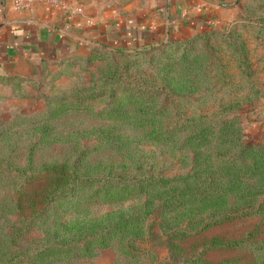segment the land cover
I'll return each mask as SVG.
<instances>
[{
	"label": "rangeland",
	"instance_id": "374dc122",
	"mask_svg": "<svg viewBox=\"0 0 264 264\" xmlns=\"http://www.w3.org/2000/svg\"><path fill=\"white\" fill-rule=\"evenodd\" d=\"M237 2L168 46L0 67V264H179L167 233L206 215L231 217L187 255L264 264V0Z\"/></svg>",
	"mask_w": 264,
	"mask_h": 264
},
{
	"label": "crops",
	"instance_id": "0c3cea01",
	"mask_svg": "<svg viewBox=\"0 0 264 264\" xmlns=\"http://www.w3.org/2000/svg\"><path fill=\"white\" fill-rule=\"evenodd\" d=\"M238 0H34L18 9L0 0V67L41 64L93 47L131 50L184 39L225 23Z\"/></svg>",
	"mask_w": 264,
	"mask_h": 264
},
{
	"label": "trees",
	"instance_id": "16d2710c",
	"mask_svg": "<svg viewBox=\"0 0 264 264\" xmlns=\"http://www.w3.org/2000/svg\"><path fill=\"white\" fill-rule=\"evenodd\" d=\"M209 31V30H208ZM199 34H203V32H200ZM185 39H169L168 41L165 42H159L156 44H149V45H145L141 48L139 47H135L131 50L126 49L125 47H112L109 50L111 51H116V52H127V53H138V52H144L145 50L148 49H154L155 47L158 46H168L171 43H175V42H181L184 41ZM241 145L243 146V148L245 149V147H249L250 145H245L243 142H241ZM262 149H264V147L262 146ZM255 168H258L261 166V164L258 166L257 163H255ZM87 174V173H86ZM86 174L82 177H80L79 180H88L86 177ZM69 176V175H67ZM51 185L53 184H59L58 183V179L53 178V180L50 182ZM230 186L232 184H229ZM238 187L242 188V189H246L247 188V184H243L242 182H239ZM60 188H63L62 186ZM221 191L219 193V198H223L224 197V190L222 187ZM50 193V191H48ZM174 195V193H170L169 196V201H172V196ZM49 196V194H48ZM52 197V196H51ZM120 215V214H119ZM212 215H206L203 216L201 218V220H199L196 223L202 222L200 223L199 226L195 227L194 229H180L178 230V232H174L175 230H177V228H173L171 229L172 231L170 233H167L169 236V248L171 253H173V251L175 250V253H178L179 255L183 254V257H180V261L179 264H219L220 262H222L224 259L222 258L221 260H214L210 257L206 256V252H208L209 250L218 247V246H223V245H230V242L228 241H222L221 239H219L218 237L213 236L212 238H210V241H207V243H205L203 245V247H201V250L199 251L200 254L198 253H191L190 255H187V253L189 252L187 249V242L189 241V239H191L192 236L196 235V234H200L203 233L205 231H207L211 226H213L214 224H218V223H222L223 220H225L226 218L229 217V215L225 218V217H211ZM231 217V216H230ZM229 217V218H230ZM146 217L145 215L139 211H134L130 214H122L120 216H118V218L115 219V222L112 223V226H110L107 230V234H110L109 237L111 238L112 236H114L116 233H118L119 229H127V227L129 228V226L131 224H136V225H140L141 221L145 220ZM72 240V239H71ZM149 240V239H146ZM136 241V239L134 238H130L128 239L126 242V248L128 249L127 251H129L131 253L132 257H136L138 256V252H137V248L132 247L133 242ZM178 262V261H177Z\"/></svg>",
	"mask_w": 264,
	"mask_h": 264
},
{
	"label": "built area",
	"instance_id": "2783aa9c",
	"mask_svg": "<svg viewBox=\"0 0 264 264\" xmlns=\"http://www.w3.org/2000/svg\"><path fill=\"white\" fill-rule=\"evenodd\" d=\"M45 2L60 3V0H44ZM34 0H14V5L16 8H27L33 4Z\"/></svg>",
	"mask_w": 264,
	"mask_h": 264
}]
</instances>
